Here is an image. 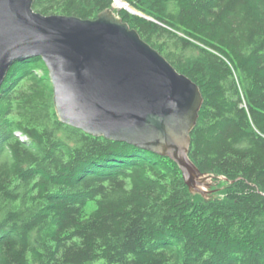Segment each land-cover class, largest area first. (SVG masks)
<instances>
[{
  "label": "trees",
  "instance_id": "obj_1",
  "mask_svg": "<svg viewBox=\"0 0 264 264\" xmlns=\"http://www.w3.org/2000/svg\"><path fill=\"white\" fill-rule=\"evenodd\" d=\"M113 9L203 98L178 166L61 123L45 63L0 87V264H264V0H121ZM113 0H34L92 20ZM216 183V179L213 178Z\"/></svg>",
  "mask_w": 264,
  "mask_h": 264
},
{
  "label": "water",
  "instance_id": "obj_2",
  "mask_svg": "<svg viewBox=\"0 0 264 264\" xmlns=\"http://www.w3.org/2000/svg\"><path fill=\"white\" fill-rule=\"evenodd\" d=\"M34 0H0V87L16 62L39 57L58 120L94 137L124 142L173 161L185 184L206 195L213 178L190 161V134L203 98L136 30L113 13L95 19L42 15Z\"/></svg>",
  "mask_w": 264,
  "mask_h": 264
},
{
  "label": "rangeland",
  "instance_id": "obj_3",
  "mask_svg": "<svg viewBox=\"0 0 264 264\" xmlns=\"http://www.w3.org/2000/svg\"><path fill=\"white\" fill-rule=\"evenodd\" d=\"M209 183H210V185L206 189H204V190H206L207 192L210 191L212 193V190L211 189L216 190V187H217V185H218L219 182L214 183V182H212V181L209 180Z\"/></svg>",
  "mask_w": 264,
  "mask_h": 264
}]
</instances>
